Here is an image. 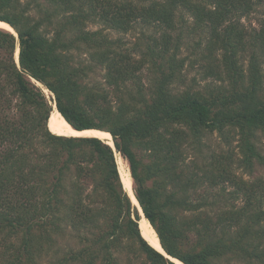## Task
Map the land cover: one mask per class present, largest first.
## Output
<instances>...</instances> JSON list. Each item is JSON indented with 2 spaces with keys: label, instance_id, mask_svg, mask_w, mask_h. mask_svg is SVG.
<instances>
[{
  "label": "trees",
  "instance_id": "1",
  "mask_svg": "<svg viewBox=\"0 0 264 264\" xmlns=\"http://www.w3.org/2000/svg\"><path fill=\"white\" fill-rule=\"evenodd\" d=\"M258 2L0 0V21L18 36L0 29V264H174L141 236L116 154L168 257L264 264V182L236 178L227 157L193 161L192 170L186 164L189 148L197 155L208 133L237 131V165L249 173L256 162L264 165L252 143L264 132V24L253 33L239 26ZM183 13L222 51L208 74L226 87L173 92L182 62L175 56L180 37L168 57L170 33ZM137 24L162 36H149L140 59L104 33H128ZM248 49L245 75L240 56ZM146 67L154 72L148 86ZM37 84L74 130L108 132L115 150L97 138L50 132L52 108ZM227 184L240 207L213 210L223 194L212 203L190 195Z\"/></svg>",
  "mask_w": 264,
  "mask_h": 264
},
{
  "label": "rangeland",
  "instance_id": "2",
  "mask_svg": "<svg viewBox=\"0 0 264 264\" xmlns=\"http://www.w3.org/2000/svg\"><path fill=\"white\" fill-rule=\"evenodd\" d=\"M184 21L180 24H177V29L170 33L172 36L173 43L170 45L168 50V57L171 56L173 50L172 45L178 41L180 37V45L178 50H176V58L178 61L182 62L181 71L178 73V78L175 84L173 85V92H204L207 87H218V86H227V81L219 80L215 76H210L208 74L209 64L215 65L219 64L222 51L218 50L210 45L211 36L210 34L202 33L199 29L195 28L193 25V20L183 13ZM264 24V0H259L258 4L254 8L253 12L248 16L242 17L239 21V26L241 29L248 33H253L254 31H259L263 29ZM142 26V25H141ZM140 24L136 25L134 29L130 30L128 33H118L113 30H104V33L108 35L110 39H119L122 41V46L127 50H130L134 54V58L140 59V55L144 54L145 47L148 44L149 36L153 35L157 40L160 41L161 33L153 34V29H147L141 27ZM87 29L96 31L102 29L100 25L88 24ZM258 50V49H257ZM262 49H259L258 54L262 55ZM251 50H247L245 53L240 56V66L243 69L245 75L248 74L249 60L251 55ZM167 57V58H168ZM263 62V60H260ZM148 66V65H147ZM149 67V66H148ZM262 70L264 72V65H262ZM150 77H154V72L152 67L145 68L142 74L143 83L145 86H148L150 83ZM100 79V76L97 77ZM42 90L48 100L49 104L52 102V95L43 87L37 84ZM48 93L47 94H45ZM256 150L264 157V132L258 131L255 134L254 139L252 140ZM191 148V147H190ZM189 148V155L186 160L189 169H193L191 162L197 161L202 162L205 157L210 156H222L227 157L225 159V165H228L227 169L235 175L236 178L242 179H258L260 178L264 182V165H260L258 162L255 163L251 173L247 172L244 168L237 165L238 160L241 158V152L239 148V136L237 131H227L224 133H208L202 138V144L199 146V152L197 155H193ZM116 162L118 166V171L120 176H125L126 173H129L127 162L121 161V157L116 154ZM123 185V184H122ZM132 180H131V189H132ZM124 188V187H123ZM234 185L227 184L224 187L209 188L206 185L199 186L191 191L190 195L194 201H199L201 197H208V200L212 203L213 195L223 194L225 197L218 198L220 205H213L211 208L213 210L218 209L219 207H229L235 206L240 207L241 201H235L231 198V193L234 192ZM169 191L171 189L169 188ZM205 195V196H204ZM183 215L189 216V213H183ZM190 240L192 237L190 235ZM61 242V241H60ZM62 244V242H61ZM182 264V263H181ZM218 264H248L245 259L239 258H228L225 257L219 261Z\"/></svg>",
  "mask_w": 264,
  "mask_h": 264
},
{
  "label": "bare ground",
  "instance_id": "3",
  "mask_svg": "<svg viewBox=\"0 0 264 264\" xmlns=\"http://www.w3.org/2000/svg\"><path fill=\"white\" fill-rule=\"evenodd\" d=\"M0 29L3 31H7L9 33L14 34V30L6 23L0 21ZM15 58H18V50H16ZM45 94L48 95V93L45 92ZM49 96V95H48ZM52 111L50 113L47 127L55 135H61L66 137H81V138H97L103 142H105L107 145L112 147V137L103 131L89 129V130H83V131H75L70 127V125L62 118V116L56 111L54 108L53 102L50 103ZM121 161H124L121 158ZM121 182L123 184V187L126 191V193L129 195V198L131 199V203L133 207L137 206V202L134 198L133 191L131 189V178L130 174L126 173L124 176H120ZM141 214V213H140ZM138 227L141 236L143 239L155 250H157L160 253L165 252L162 250L159 239L157 237V234L155 233L154 229L151 227V225L148 223L144 217L139 218L138 221ZM167 256V255H166ZM168 257V256H167ZM170 258V257H169ZM172 261L175 264H181L178 260L172 259Z\"/></svg>",
  "mask_w": 264,
  "mask_h": 264
},
{
  "label": "water",
  "instance_id": "4",
  "mask_svg": "<svg viewBox=\"0 0 264 264\" xmlns=\"http://www.w3.org/2000/svg\"><path fill=\"white\" fill-rule=\"evenodd\" d=\"M13 34V33H12ZM14 37H18L17 36V34L14 32ZM15 63H16V65L19 67V61H18V58L16 59L15 58ZM54 108L56 109V106L54 105ZM57 111V110H56ZM58 112V111H57ZM71 127V126H70ZM73 129V128H72ZM76 131V130H75ZM104 132V131H103ZM106 133H108V132H106ZM109 134V133H108ZM110 135V134H109ZM111 136V135H110ZM113 143V142H112ZM112 148L115 150V148H114V145L112 144ZM128 197H129V195H128ZM134 198H135V196H134ZM135 200H136V198H135ZM130 201H131V199H130ZM136 202H137V200H136ZM135 208V210H136V212H137V214H138V216H139V218L141 217V214H142V217H144V214H143V212H142V210H141V207H140V205L138 204V202H137V206L136 207H134ZM141 213V214H140ZM144 219H145V217H144ZM139 221V220H138ZM162 254V253H161ZM165 258H167L168 260H170L171 262H173L172 261V259L173 258H169V257H167L166 256V254H162ZM174 263V262H173ZM175 264V263H174Z\"/></svg>",
  "mask_w": 264,
  "mask_h": 264
}]
</instances>
